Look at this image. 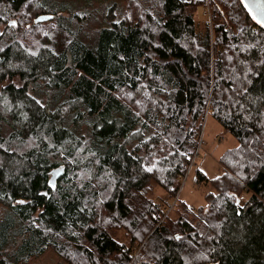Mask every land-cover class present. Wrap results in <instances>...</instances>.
<instances>
[{
  "label": "trees",
  "instance_id": "trees-1",
  "mask_svg": "<svg viewBox=\"0 0 264 264\" xmlns=\"http://www.w3.org/2000/svg\"><path fill=\"white\" fill-rule=\"evenodd\" d=\"M4 81L0 264H264V30L240 0H0ZM206 114L238 146L205 210L167 214Z\"/></svg>",
  "mask_w": 264,
  "mask_h": 264
},
{
  "label": "rangeland",
  "instance_id": "rangeland-1",
  "mask_svg": "<svg viewBox=\"0 0 264 264\" xmlns=\"http://www.w3.org/2000/svg\"><path fill=\"white\" fill-rule=\"evenodd\" d=\"M202 14L208 17L210 9L206 6V8L202 9ZM196 18L199 22H203L201 14ZM6 84L7 81L0 83V90ZM202 124L203 126L198 138V147L188 166L187 173L181 180L177 192L172 197L167 198L169 206L167 204L168 209H164L167 214H177V209L182 203L193 211L205 210L208 203L207 196L214 192L210 185L211 180L217 178L222 173L219 162L220 157L227 150L238 146L236 139L211 114L205 115ZM208 180H210V183L207 182ZM155 196L158 200L162 199V197L166 199L165 193L159 189L155 192ZM159 203L157 204L159 205ZM159 206L156 208H159ZM29 264L65 263L52 249H48L40 257L31 260Z\"/></svg>",
  "mask_w": 264,
  "mask_h": 264
},
{
  "label": "water",
  "instance_id": "water-1",
  "mask_svg": "<svg viewBox=\"0 0 264 264\" xmlns=\"http://www.w3.org/2000/svg\"><path fill=\"white\" fill-rule=\"evenodd\" d=\"M241 4L251 16L253 23L264 30V26H262L260 23L257 22L258 19H264V0H243ZM51 18L52 17L50 16H41L34 19L33 22L34 24H36L44 20H49ZM51 173L53 176H55L56 171L53 170Z\"/></svg>",
  "mask_w": 264,
  "mask_h": 264
},
{
  "label": "snow or ice",
  "instance_id": "snow-or-ice-1",
  "mask_svg": "<svg viewBox=\"0 0 264 264\" xmlns=\"http://www.w3.org/2000/svg\"><path fill=\"white\" fill-rule=\"evenodd\" d=\"M241 2H243V0H241ZM41 19H43V18H41ZM257 22L260 23L262 26H264V19H258ZM148 170L151 171V169H148Z\"/></svg>",
  "mask_w": 264,
  "mask_h": 264
}]
</instances>
